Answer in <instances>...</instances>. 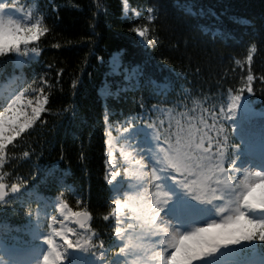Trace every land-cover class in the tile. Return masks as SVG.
Segmentation results:
<instances>
[{
	"label": "trees",
	"instance_id": "trees-1",
	"mask_svg": "<svg viewBox=\"0 0 264 264\" xmlns=\"http://www.w3.org/2000/svg\"><path fill=\"white\" fill-rule=\"evenodd\" d=\"M32 2L37 17H44L51 31L41 38L43 50L38 59L19 65L16 57H0V83L15 76L16 92L21 84L39 88L40 78H47L44 91L49 100L47 110L23 140L17 138L12 161L0 170L12 180L27 178L28 188L35 183L39 194L26 188L19 199L0 205V238L7 247L23 246L30 236L29 209L32 213L47 202L51 211L52 201L65 191L69 207L89 211L98 239L111 248L115 241L109 222L103 219L114 198L105 178L104 114L108 113L111 124L136 113L164 119L152 110L151 106L159 105L172 109L174 119L184 113L183 118L190 117L194 123L202 116L212 123L209 112L227 111L230 97L243 87L249 66L254 76L264 74V0H129L127 19L122 18V0ZM148 8H153L152 21L147 20ZM144 25L148 27L146 39L153 40L148 46L131 31ZM114 52L119 53L121 68L140 63L146 74L168 87L162 89L161 83L149 84L141 78L139 88H128L122 73L109 70ZM249 52L253 55L250 63ZM105 81L110 94L103 98L99 89ZM253 87L252 98L264 108V83L256 80ZM154 89L161 94L154 95ZM7 100V95L0 96V104L6 106ZM232 119L236 130L231 133V144L241 143V133L250 142L263 138L264 118L236 114ZM220 120L232 127L223 116ZM25 151L29 157L23 156ZM52 174L61 179L63 188L52 180L41 183L42 177ZM251 243L256 251H264V242Z\"/></svg>",
	"mask_w": 264,
	"mask_h": 264
},
{
	"label": "snow or ice",
	"instance_id": "snow-or-ice-1",
	"mask_svg": "<svg viewBox=\"0 0 264 264\" xmlns=\"http://www.w3.org/2000/svg\"><path fill=\"white\" fill-rule=\"evenodd\" d=\"M128 5L129 0H122L123 10H128ZM16 7L15 3H0V57H16L24 64L38 59L43 50L41 38L51 29L42 16L33 22L10 14ZM147 11V20L152 21L153 8ZM122 18H128L126 12ZM131 31L145 44L153 43L144 40L147 25ZM252 59L249 52V63ZM246 71L243 87L230 97L227 111L220 108L209 112L212 123L203 116L194 123L190 117L184 119V113L174 119L172 109L159 105L151 106L152 110L161 116L167 111L166 120L153 119L150 113H145L147 118L140 113L125 116L117 130L123 141L119 156L111 138L114 129L108 113L104 114L105 135L109 137L105 178L109 185L127 178V188L113 193L109 211L103 216L115 241L111 248H105L99 233L91 227L92 214L83 207L74 211L64 198L65 191H60L45 219L37 215L31 239L23 246L7 247L0 238V264H264V251L257 254L251 243L264 242V144L255 148L243 133L241 143H230L236 130L232 118L240 107L242 93H252L256 80L264 83V74L254 76L250 66ZM124 78L135 81L128 88H139L141 78L149 84L162 83L146 74L140 63H133ZM40 83L39 88L21 84L6 106L0 104V169L12 161L17 138L23 140L47 110L49 97L44 86L49 80L41 77ZM153 94L161 93L154 89ZM140 108L144 112L143 103ZM221 116L232 124L231 128L220 120ZM145 135L152 141L150 155L136 146L137 139ZM29 155L23 153L24 157ZM49 180L64 187L54 174L42 177L41 183ZM28 186L27 178L17 176L12 180L0 170V205L19 199L26 188L39 194L38 185ZM76 203L82 204L79 199ZM72 220L78 228L68 227L66 222ZM247 249L253 250V259H242Z\"/></svg>",
	"mask_w": 264,
	"mask_h": 264
},
{
	"label": "rangeland",
	"instance_id": "rangeland-1",
	"mask_svg": "<svg viewBox=\"0 0 264 264\" xmlns=\"http://www.w3.org/2000/svg\"><path fill=\"white\" fill-rule=\"evenodd\" d=\"M0 3H6L8 4L9 6L13 3H15L17 5L16 9H12L10 14L16 16L17 18H27V19H32L33 22H35V18H38L37 15H36V8L32 2V0H0ZM23 8L24 11L21 12L19 9ZM130 11V8L128 6V10H124V14L126 12V14ZM135 14H138V11H133ZM139 39V37H138ZM140 40V39H139ZM144 40H147L146 39V36L144 38ZM144 46H148L149 44H145L143 41H140ZM31 46H34V45H30ZM116 53L112 54V56L109 58L108 60V67H109V70L111 73H115V74H119V73H122L123 74V80H125V74H126V71L129 70V69H120V67H117V68H114L116 65L114 64V60L116 58ZM18 59V58H17ZM16 59V60H17ZM113 59V60H112ZM21 64V63H19ZM126 81V80H125ZM16 82V77L15 76H12V77H9L6 82H4L3 84H0V96H4V95H7V98L11 97L13 95V93L15 92L14 91V83ZM128 84H131V83H135V81H126ZM108 83L105 81V83L101 86L99 92L101 94V96L104 98L106 97V95L109 94V89H108ZM161 87H164V84L161 85ZM257 100H254L252 98V93H247L246 90L242 93V100H241V104H240V107L238 108L237 110V114L238 115H246L248 118H264V108L263 107H258L257 106ZM169 114H167L166 112L164 113V119L168 118ZM157 119H161V118H157ZM121 126V123L117 124V125H112L111 124V127L114 129L112 131V134H111V138L113 140V143L115 145H117L115 147V153L117 156H119V153H120V147L119 145L120 144H123V141H120L119 140V135H118V132L117 130L120 128ZM263 138H259L257 137L255 142H253V146L257 149H259V147L264 144V132H263V135L261 136ZM109 139L108 136H106V140ZM154 143V142H153ZM136 146L139 148V149H143V151L145 153H149V149L152 147V141L150 138L147 137V135L145 136H142L140 137L139 139H137V142H136ZM150 155V153H149ZM239 167H243L242 164H238ZM127 178H119L117 180V182L113 185H110V188L111 190L115 193V192H119V191H122V190H125L127 188V185L125 184V180ZM39 209V212H37V209L35 210V212L33 213L32 217L29 219L28 221V225L30 226L31 228V233L33 232L34 230V227H35V220H36V217L37 215L40 216V218L43 220L45 219V214L49 212V209L46 208V206H42ZM62 218V217H61ZM68 227H72L73 223H74V220L72 221H68L66 222ZM75 238V237H73ZM31 239V238H30ZM40 243H44L43 241H40ZM70 251H77V250H70ZM250 253V254H248ZM253 250L247 252V255L244 256L242 259H253ZM256 253L258 254V252L256 251ZM87 255V254H85ZM255 258H258V255L257 257ZM5 259H7V256L5 257Z\"/></svg>",
	"mask_w": 264,
	"mask_h": 264
},
{
	"label": "bare ground",
	"instance_id": "bare-ground-1",
	"mask_svg": "<svg viewBox=\"0 0 264 264\" xmlns=\"http://www.w3.org/2000/svg\"><path fill=\"white\" fill-rule=\"evenodd\" d=\"M113 60V59H112ZM118 58H115V60H114V64L116 65L114 68H117L118 67Z\"/></svg>",
	"mask_w": 264,
	"mask_h": 264
},
{
	"label": "water",
	"instance_id": "water-1",
	"mask_svg": "<svg viewBox=\"0 0 264 264\" xmlns=\"http://www.w3.org/2000/svg\"><path fill=\"white\" fill-rule=\"evenodd\" d=\"M79 226V225H78Z\"/></svg>",
	"mask_w": 264,
	"mask_h": 264
}]
</instances>
